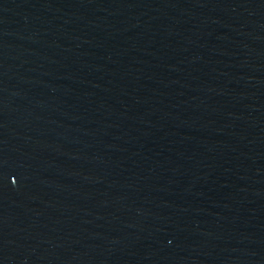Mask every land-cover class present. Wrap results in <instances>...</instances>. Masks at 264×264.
Wrapping results in <instances>:
<instances>
[{"label": "water", "instance_id": "1", "mask_svg": "<svg viewBox=\"0 0 264 264\" xmlns=\"http://www.w3.org/2000/svg\"><path fill=\"white\" fill-rule=\"evenodd\" d=\"M0 264H264V0H0Z\"/></svg>", "mask_w": 264, "mask_h": 264}]
</instances>
